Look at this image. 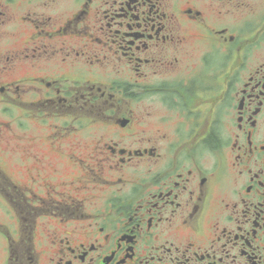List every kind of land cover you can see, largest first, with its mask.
<instances>
[{"label": "flooded vegetation", "instance_id": "af4514ba", "mask_svg": "<svg viewBox=\"0 0 264 264\" xmlns=\"http://www.w3.org/2000/svg\"><path fill=\"white\" fill-rule=\"evenodd\" d=\"M0 264H264V0H0Z\"/></svg>", "mask_w": 264, "mask_h": 264}]
</instances>
